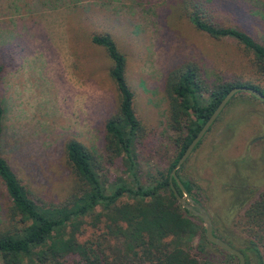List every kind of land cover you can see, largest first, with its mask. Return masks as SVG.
I'll list each match as a JSON object with an SVG mask.
<instances>
[{
	"label": "rangeland",
	"instance_id": "374dc122",
	"mask_svg": "<svg viewBox=\"0 0 264 264\" xmlns=\"http://www.w3.org/2000/svg\"><path fill=\"white\" fill-rule=\"evenodd\" d=\"M181 1L0 0V150L36 202L59 201L69 185L61 152L66 138L101 154L103 123L117 94L110 60L91 43L92 34H108L125 57L124 78L142 132L136 145L142 180L175 154L162 87L167 70L190 60L210 78L252 77L242 48L195 29ZM211 6L217 24L242 29L264 45V0H211ZM256 99L235 94L175 174L190 181L188 196L211 226L240 240L235 221L249 190L264 186V102ZM104 169L109 179L120 175V158ZM8 203L0 182V223ZM90 219H81L79 240L102 229L99 223L94 230ZM67 259L75 264L77 256Z\"/></svg>",
	"mask_w": 264,
	"mask_h": 264
},
{
	"label": "trees",
	"instance_id": "16d2710c",
	"mask_svg": "<svg viewBox=\"0 0 264 264\" xmlns=\"http://www.w3.org/2000/svg\"><path fill=\"white\" fill-rule=\"evenodd\" d=\"M180 4L184 18L195 29L213 39L231 38L242 48L252 77L243 81L210 78L190 60L167 70L162 87L175 154L165 169L147 173L142 180L136 154L142 132L132 108L133 93L124 78L125 57L108 34H92L91 43L102 47L110 60L108 76L117 94L115 110L103 123L101 154L74 138H66L61 152L70 175L69 185L59 201L36 202L0 150V182L9 202L0 223V264H72L67 259L71 255L77 256L75 264L237 263L234 255L207 241L196 217L177 203L170 185L179 195L181 191L169 172L231 87L249 86L264 94V45L242 29L217 24L210 12L211 0H183ZM3 116L0 100V137ZM118 157L123 171L109 179L104 165ZM178 180L189 193L190 181L181 176ZM249 191L247 204L235 221L241 240L233 231H217L213 224L212 233L240 251L244 264H264V186ZM85 216L91 217L94 230L99 229V223L102 229L79 240Z\"/></svg>",
	"mask_w": 264,
	"mask_h": 264
},
{
	"label": "water",
	"instance_id": "95a60500",
	"mask_svg": "<svg viewBox=\"0 0 264 264\" xmlns=\"http://www.w3.org/2000/svg\"><path fill=\"white\" fill-rule=\"evenodd\" d=\"M236 92H247L251 94L253 97L264 101V94L259 92L258 90L244 85H237L231 87L224 96L220 99V101L217 103L216 107L213 109L211 114L206 118V120L203 122L197 133L194 135V137L191 139V141L187 144L184 151L180 155V157L177 159L174 167L171 168L169 172V176L173 177V179L176 181L180 191L181 195H179L176 190L170 185L173 194L177 200V202L180 204V206L187 211H189L191 214L196 215L200 218L203 229H204V236L207 241L210 243L220 247L221 249L225 250L227 253L234 255L237 259L236 264H244V258L240 251L235 249L234 247L230 246L228 243L220 239L219 237L215 236L212 233V226L210 218L207 214V212L204 210L202 206L194 202L189 196L186 190L182 187L180 184L178 178L175 176V169L186 159V157L189 155L190 151L196 144V142L202 137V135L205 133V131L208 129V127L211 125V123L214 121V119L217 117L219 112L223 109L226 102L229 100V98Z\"/></svg>",
	"mask_w": 264,
	"mask_h": 264
}]
</instances>
